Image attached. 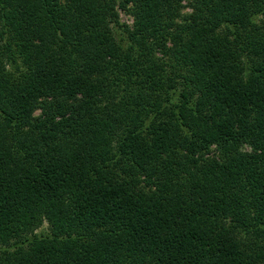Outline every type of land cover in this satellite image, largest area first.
Instances as JSON below:
<instances>
[{
  "label": "trees",
  "instance_id": "1",
  "mask_svg": "<svg viewBox=\"0 0 264 264\" xmlns=\"http://www.w3.org/2000/svg\"><path fill=\"white\" fill-rule=\"evenodd\" d=\"M0 264H264V0H0Z\"/></svg>",
  "mask_w": 264,
  "mask_h": 264
},
{
  "label": "rangeland",
  "instance_id": "2",
  "mask_svg": "<svg viewBox=\"0 0 264 264\" xmlns=\"http://www.w3.org/2000/svg\"><path fill=\"white\" fill-rule=\"evenodd\" d=\"M185 3V2H184ZM190 11H191V9L188 7V6H186V7H184L183 9H182V12L183 13H190ZM117 12H118V19H119V22L121 23V24H126L127 26H132V24H133V21H134V18H133V16H132V14L130 13V10H129V8L128 7H126L125 9H121V8H117ZM169 46H170V44H169ZM178 84H179V86H180V88H182L181 86V79H178ZM39 113V111L37 110L34 114L35 115H37ZM227 226H230L232 223L230 222V220L228 219L227 220ZM45 228H47V226H46V224L44 225V228L43 229H45ZM233 229V228H232ZM240 231V233L241 232H243L241 229L239 230ZM236 232H238V231H236ZM241 235L242 236H244V238L246 239V236L243 234V233H241ZM240 235V236H241ZM246 240H248V241H250V242H252V241H254L255 240V238H254V236H253V234H249V236L247 237V239Z\"/></svg>",
  "mask_w": 264,
  "mask_h": 264
}]
</instances>
